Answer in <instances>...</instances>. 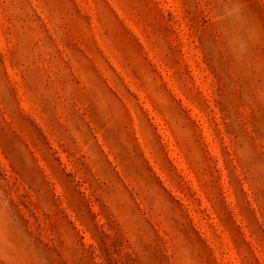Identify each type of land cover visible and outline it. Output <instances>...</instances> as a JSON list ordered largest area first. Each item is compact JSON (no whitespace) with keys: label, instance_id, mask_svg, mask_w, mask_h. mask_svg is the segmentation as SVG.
<instances>
[{"label":"rangeland","instance_id":"rangeland-1","mask_svg":"<svg viewBox=\"0 0 264 264\" xmlns=\"http://www.w3.org/2000/svg\"><path fill=\"white\" fill-rule=\"evenodd\" d=\"M0 264H264V0H0Z\"/></svg>","mask_w":264,"mask_h":264}]
</instances>
